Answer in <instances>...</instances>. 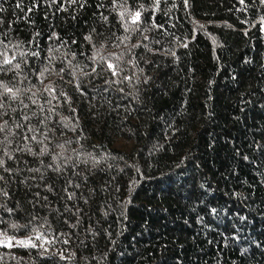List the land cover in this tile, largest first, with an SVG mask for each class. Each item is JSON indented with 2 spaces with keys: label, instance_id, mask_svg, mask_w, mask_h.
I'll return each mask as SVG.
<instances>
[{
  "label": "trees",
  "instance_id": "16d2710c",
  "mask_svg": "<svg viewBox=\"0 0 264 264\" xmlns=\"http://www.w3.org/2000/svg\"><path fill=\"white\" fill-rule=\"evenodd\" d=\"M97 4L104 7L97 9ZM115 4L113 0H0L4 20L0 53L7 51L18 61L20 53L36 50L28 42L37 32L41 35L36 42L45 49L42 56L50 46L59 47L57 55L65 51L56 41H48L53 32L69 42L78 40L74 50L88 49L91 54L83 36L93 28L105 37L114 33L113 40L128 35L132 37L128 43H136L144 26L151 23L149 12L157 23L164 24L163 31L146 33L163 47L155 58L159 68L149 70L155 79L142 97L144 102L121 101L116 111L106 105L96 114L97 119L87 115V106L81 112L82 121H87L85 135L92 143L105 145L99 151V157L106 158L102 166L111 165L112 176L124 169L118 176L119 199L132 197L125 210L127 219L121 222L118 212L110 215L103 227L111 236L98 237L95 246L91 236L85 248L73 235L71 247L57 243L49 250L64 247L66 255L76 251L78 258L86 257L90 264H264V244L257 248L253 243L264 242V154L249 147L264 134V111L258 106L264 104V25L260 23L264 6L259 0H245L244 4L239 0H194L189 14L181 0H161L159 10L151 7L152 0H115ZM141 4L145 11L140 31L126 33L119 13L125 9L135 12ZM124 20L135 27L131 16L126 14ZM176 37L181 40L177 42ZM185 42L187 48L180 46ZM114 51L118 49L108 43L105 54ZM25 58L35 65L32 57ZM77 60L80 67L89 63L81 57ZM110 99L113 104L120 101L115 94ZM249 100L251 104L244 103ZM154 145L158 150L153 151ZM234 146L253 162L235 156ZM132 164L135 167H126ZM105 179L97 177L98 181ZM81 207L89 211L88 206ZM210 208H217L218 215L211 214ZM237 213L246 216L247 222L240 221ZM3 219L8 224L24 223L9 216ZM234 225L240 236L235 242ZM0 227L7 228V224ZM87 227L85 220L79 240H85ZM53 229L46 234L49 238L67 231L56 220ZM8 233L27 235L11 229ZM243 249L247 251L242 253ZM40 251L0 247V264H72L58 257H42ZM104 254L107 259L102 258ZM93 256L98 261H92Z\"/></svg>",
  "mask_w": 264,
  "mask_h": 264
},
{
  "label": "snow or ice",
  "instance_id": "6c2138e0",
  "mask_svg": "<svg viewBox=\"0 0 264 264\" xmlns=\"http://www.w3.org/2000/svg\"><path fill=\"white\" fill-rule=\"evenodd\" d=\"M52 2L57 3V0ZM70 2L77 3V0ZM181 3L191 14L190 10L195 7L194 0H181ZM239 3L244 4L245 0H239ZM259 3L264 6V0H259ZM113 4L117 6L115 0ZM160 5L161 0H152V8L159 10ZM79 6L85 7V4ZM16 7L19 8L20 4L17 3ZM103 7V4L96 5L97 9ZM142 11H145L143 4L138 5L135 12L125 9L119 13L121 26L126 33L140 31ZM126 14L131 16L135 27L125 22ZM149 16L151 23L144 26L141 38L136 43H128L132 39L128 35L113 40L114 33L105 37L104 33L93 28L83 36L91 49L89 54L88 49L74 50L78 40L71 39L69 42L53 32L47 36L48 41H56L65 51L57 55L59 47L50 46L47 55L42 56L45 49L36 42L41 35L37 32L28 42L36 50L20 53L19 61L15 55L9 56L7 51L0 53V77H3L0 79V225L7 224V228L0 227V247L40 249V255L45 258L58 257L60 261H71L72 264H90L88 258H78L76 251L66 255L64 247L55 252L49 249L57 243L71 247L73 235H77V240L85 248L88 247L86 239L91 236L95 246L98 237L111 236V232L103 227L110 215L118 212L121 222L127 219L125 210L131 204L132 197L129 195L126 200L119 199L121 187L118 176L124 169L112 176L109 175L112 166H102L106 158L99 157V151L105 145L92 143L85 135L87 121H82L81 112L87 106V115L97 119L96 114L106 105L110 111H116L121 101L144 102L142 97L155 79L149 70L154 66L159 68L155 58L161 55L163 47L159 40H152L146 33L164 30V24L157 23L153 13L149 12ZM103 20L107 22L108 17L104 16ZM260 23L264 25V16H261ZM2 24L4 20L0 18ZM200 28L203 29L204 25H200ZM2 35L6 38L7 32ZM192 38L195 39V36ZM176 40L179 42L181 38L176 37ZM108 43H113L118 51L105 54ZM180 46L187 48L188 43ZM170 54L178 59L175 52ZM26 56L32 57L35 65ZM77 57L89 63L80 67ZM32 80L36 83H32ZM101 80L103 84L98 83ZM13 81L15 85L10 86ZM114 94L120 97L115 104L110 99ZM244 103L251 104L252 101ZM258 106L264 111V104ZM65 111L68 115L64 114ZM241 111L244 109L241 108ZM169 127L172 128V125ZM249 147L264 154V134L260 141L253 139ZM155 150L158 148L154 145ZM233 152L242 160L253 162L238 146L233 147ZM126 167L133 168L135 164ZM136 172L142 175L139 168H136ZM98 176H106L107 179L98 181ZM134 184V181L130 183L129 188ZM204 187L201 185V188ZM82 204L88 206V212L81 207ZM209 211L218 215L217 208H210ZM236 215L240 221L247 222L246 216ZM4 216L22 219L24 223L8 224ZM93 216L97 218L94 220ZM53 220L66 226L67 231L49 238L46 234L54 232ZM85 220L88 221L85 240H79L78 232ZM198 220L204 223L202 217H198ZM9 229L27 235H9ZM238 232L235 229L233 242L240 239ZM224 239L227 242L228 237ZM253 243L257 248L264 244L262 241ZM246 251L243 249L242 253ZM102 258L107 259V254ZM91 260L98 261V258L93 256Z\"/></svg>",
  "mask_w": 264,
  "mask_h": 264
}]
</instances>
